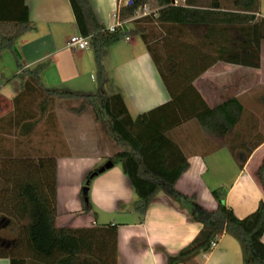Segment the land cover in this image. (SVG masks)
Listing matches in <instances>:
<instances>
[{
	"label": "crops",
	"instance_id": "0c3cea01",
	"mask_svg": "<svg viewBox=\"0 0 264 264\" xmlns=\"http://www.w3.org/2000/svg\"><path fill=\"white\" fill-rule=\"evenodd\" d=\"M86 1L99 26L108 29L118 25L117 12L125 6V0ZM190 1L198 8H209L204 0ZM24 4L32 29L15 40L13 51H0V156L7 153L18 157H55L57 228H89L104 224L98 223L101 220H110L118 226L117 264H166L167 256L177 255L201 229L199 223L190 220L185 208L161 192L153 198L141 220L131 208L136 201L131 183L121 167L115 168V165L94 179L90 197L92 211L83 214L80 195L86 176L115 153L110 155L82 125L71 129L74 143L69 140L68 129L60 127L59 145L47 143L51 138L47 134L42 145H35L31 140L36 136L35 123L14 117L15 113L21 116L29 112L25 103L20 105V102L15 112L13 101L22 93L28 73L38 68L40 82L48 90L89 96L97 94L100 82L92 47L89 50L67 47L68 40L79 34L69 1L24 0ZM258 16L264 19V0H260ZM142 18L134 17L135 20ZM122 29L125 37L103 51L101 88L107 96L120 95L132 119L141 118L143 122L135 134L138 142H143L154 136L144 116L170 101L159 72L165 62V33L158 26L147 28L143 21L124 22ZM149 31L155 32L151 35ZM263 48L264 45L260 48L257 69L217 62L193 81L192 86L208 108L237 99L244 115L256 113L254 104L264 99ZM164 73L170 83L177 81L178 74L171 67ZM25 95L28 97L30 93ZM170 137L189 163L188 170L175 184L178 193L188 198L194 196L199 206L213 211L217 205L211 191L224 188V204L235 217L244 219L256 211L264 200L256 176L264 159V137L257 136L258 145L242 169L227 149L228 138L208 135L195 120L172 130ZM225 150L231 159L228 154H222ZM209 171L212 173L208 174ZM117 214L126 220L114 223L119 220ZM261 243L264 245V232ZM0 264L10 262L0 259ZM188 264H243L241 248L234 238L223 235L214 249Z\"/></svg>",
	"mask_w": 264,
	"mask_h": 264
},
{
	"label": "trees",
	"instance_id": "16d2710c",
	"mask_svg": "<svg viewBox=\"0 0 264 264\" xmlns=\"http://www.w3.org/2000/svg\"><path fill=\"white\" fill-rule=\"evenodd\" d=\"M68 1L79 34L90 38L101 82L103 51L118 43L126 33L122 28L109 32L99 26L86 0ZM172 3L173 0H131V4L121 6L117 12L121 23L148 20L165 30V62L159 72L170 101L144 116L153 137L138 142L135 132L143 121L140 117H130L120 95L107 96L99 90L95 95L79 96L48 90L40 82L39 68L28 73L22 93L13 101L14 110L30 90L42 94L45 100L83 99L93 107L96 119L107 122L106 133L119 147L108 161L113 166L120 165L131 183L136 197L134 210L139 218L145 217L153 198L162 192L185 208L192 222L201 225L194 240L177 255L167 256L166 264L190 263L210 252L211 243L223 235L239 243L243 264H264L261 243L264 200L254 213L238 219L224 204V188L211 191L217 205L213 211L199 206L194 196L188 198L178 193L175 184L188 170L189 163L170 137L172 130L195 120L208 135L228 138L227 149L239 169L256 149L255 139L261 136L255 133L254 124H242L241 103L230 99L210 109L192 83L217 62L259 68L260 48L264 45V19L258 16L260 0H233V10L215 9L213 4L201 9L190 0H186V6ZM144 6L153 13L135 20L136 12ZM32 27L24 0H0V51H13L15 40ZM170 67L178 74L174 83L164 73ZM14 117L26 121L23 115L15 113ZM97 171L94 169L86 176L84 185L89 186L99 175ZM256 176L264 193V159ZM56 180L53 156L32 158L7 153L0 156V221L13 223L18 232L13 243L0 244V259H8L10 264H117V225L56 227ZM87 196L81 190L83 214L92 211Z\"/></svg>",
	"mask_w": 264,
	"mask_h": 264
},
{
	"label": "rangeland",
	"instance_id": "374dc122",
	"mask_svg": "<svg viewBox=\"0 0 264 264\" xmlns=\"http://www.w3.org/2000/svg\"><path fill=\"white\" fill-rule=\"evenodd\" d=\"M207 7H211L217 4V9L224 10H233V0H204ZM152 13L153 10L148 8ZM151 16V15H150ZM144 25L147 28H155L158 26L154 21H143ZM159 27V26H158ZM151 35L155 31H149ZM165 33V30H163ZM153 37V36H152ZM164 40V39H163ZM264 52V48H263ZM92 53V52H91ZM100 80V79H99ZM103 81L99 82V90L102 91L101 85ZM98 90V91H99ZM25 103V104H24ZM24 104V106L28 107L29 112L24 114L26 121L35 123V138L33 137L31 140L35 141V145L43 144V136L47 134L51 136L46 142L50 144L59 145L60 138V127H64V129H68L69 140H72L74 143V135L71 133V129L80 126H84L87 129L88 134L93 133V137L99 141L101 147H105L110 155L116 153L119 150V147L116 143L111 140V138L106 133L107 130V122L104 119H96V115L94 113L93 107L86 103L83 99L77 100H61V99H48L45 100V97L42 94H35L30 92V95L26 97L24 95L20 99V105ZM84 105V108L82 107ZM248 105V104H247ZM250 105V104H249ZM257 106V107H256ZM254 109L256 113L254 114H245L243 116L244 122H249L250 124H254L257 127V133L259 136L264 137V99L260 100V102L256 105L254 104ZM247 108L251 109V107L247 106ZM43 110V111H42ZM77 111V112H76ZM61 125V126H60ZM243 129V128H242ZM241 134H246L245 131H241ZM51 141V142H50ZM96 142V141H95ZM98 143V142H96ZM222 154H228L225 151H222ZM113 156V155H112ZM230 159V155H227ZM120 165H116L115 168H119ZM212 172L209 171L208 174ZM100 175V174H99ZM98 175V176H99ZM96 178V177H95ZM94 178V179H95ZM94 179L88 186V200L91 205V189ZM85 185H83L84 187ZM82 187V188H83ZM135 203L131 205V208L134 209ZM101 215V213H99ZM116 218L119 219L114 223L119 224L125 221L126 218L116 215ZM105 219V218H104ZM107 219V218H106ZM113 221L110 220H101L98 223H110ZM18 236L17 227L10 222L0 221V244L1 245H9L13 243Z\"/></svg>",
	"mask_w": 264,
	"mask_h": 264
},
{
	"label": "built area",
	"instance_id": "2783aa9c",
	"mask_svg": "<svg viewBox=\"0 0 264 264\" xmlns=\"http://www.w3.org/2000/svg\"><path fill=\"white\" fill-rule=\"evenodd\" d=\"M131 0H125V5H128ZM173 6H186V0H173ZM151 12L149 11L147 6H144L142 8H139L138 11L136 12V16L138 17H145L149 16ZM117 18V16H116ZM117 28H122V23H118L117 26H113L108 28L107 30L109 32H113ZM128 40V38H126ZM67 47L72 49V50H89L91 48V43H90V38L89 37H83L80 34H77L75 36H72L68 42H67ZM217 245V240L211 243V248L210 250L214 249Z\"/></svg>",
	"mask_w": 264,
	"mask_h": 264
},
{
	"label": "water",
	"instance_id": "95a60500",
	"mask_svg": "<svg viewBox=\"0 0 264 264\" xmlns=\"http://www.w3.org/2000/svg\"><path fill=\"white\" fill-rule=\"evenodd\" d=\"M129 4H131V2H129ZM214 8L217 9V4L214 5ZM111 168H113V164L110 161H107L103 166H101L98 169L97 173L98 174H102V173H104L105 171H107V170H109ZM87 193H88V187H87V185H85L82 188V194L83 195H87Z\"/></svg>",
	"mask_w": 264,
	"mask_h": 264
}]
</instances>
